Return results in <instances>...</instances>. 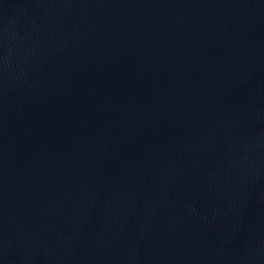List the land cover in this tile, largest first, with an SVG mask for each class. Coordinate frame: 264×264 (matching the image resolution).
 Segmentation results:
<instances>
[{"label": "water", "instance_id": "95a60500", "mask_svg": "<svg viewBox=\"0 0 264 264\" xmlns=\"http://www.w3.org/2000/svg\"><path fill=\"white\" fill-rule=\"evenodd\" d=\"M0 264H264V0H0Z\"/></svg>", "mask_w": 264, "mask_h": 264}]
</instances>
